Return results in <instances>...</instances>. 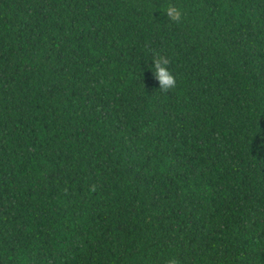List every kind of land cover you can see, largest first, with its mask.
I'll return each instance as SVG.
<instances>
[{
  "label": "trees",
  "instance_id": "obj_1",
  "mask_svg": "<svg viewBox=\"0 0 264 264\" xmlns=\"http://www.w3.org/2000/svg\"><path fill=\"white\" fill-rule=\"evenodd\" d=\"M169 256L264 264V0H0V264Z\"/></svg>",
  "mask_w": 264,
  "mask_h": 264
},
{
  "label": "clouds",
  "instance_id": "obj_2",
  "mask_svg": "<svg viewBox=\"0 0 264 264\" xmlns=\"http://www.w3.org/2000/svg\"><path fill=\"white\" fill-rule=\"evenodd\" d=\"M162 12L172 21H179L182 17L181 10L174 5L166 6L162 9ZM168 64V59L160 56L152 59V64L148 67V70L154 74L156 80L158 81V88L165 91L174 88L176 85V79L169 70ZM164 264H181V262L175 256H169L165 260Z\"/></svg>",
  "mask_w": 264,
  "mask_h": 264
}]
</instances>
